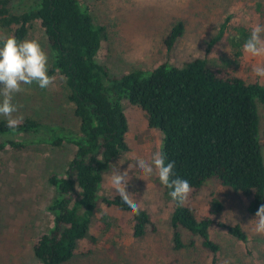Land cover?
<instances>
[{
	"label": "trees",
	"instance_id": "trees-1",
	"mask_svg": "<svg viewBox=\"0 0 264 264\" xmlns=\"http://www.w3.org/2000/svg\"><path fill=\"white\" fill-rule=\"evenodd\" d=\"M11 2L0 0V27L23 41L32 23L40 21L53 52L49 75H62L79 120L77 131L54 127L34 117L25 118L16 129H9L7 120L0 121V133L46 129L51 132L48 142L52 145L70 142L75 146L74 157L64 174L53 173L49 177L57 188V196L50 205L55 223L33 245L38 264H62L71 259L80 240L88 236L102 201L108 207L117 206L133 214L136 236L146 232L151 222L146 210L140 208L139 214H135L119 195L100 198L99 194L104 170L129 148V122L121 103L124 98L141 107L149 125L163 133L160 151L166 155V162H175V174L190 183L191 192L216 180L244 197L250 212L256 213L264 204L259 112L260 104H264V84L230 76L222 67L211 68L201 57L183 65L163 62L152 69L138 68L121 76L112 75L97 60L107 37L106 28L95 22L80 0H32L23 12H13ZM256 9L263 12L261 3H257ZM229 20L230 16L208 50L228 31ZM234 30L236 33L228 39L239 57L251 31L244 25H237ZM182 33L183 24L178 23L167 39L170 49ZM7 145L22 147L14 140L1 147ZM165 188L169 195L170 189ZM171 202L175 244L184 245L181 229L199 237L212 254L211 264H218L221 252V245L212 236V226H225L236 238L248 239L240 224L222 220L223 204L218 198L211 200L209 214L202 217L186 203L180 206L172 198ZM101 220L104 230H109V215L103 214Z\"/></svg>",
	"mask_w": 264,
	"mask_h": 264
},
{
	"label": "rangeland",
	"instance_id": "rangeland-1",
	"mask_svg": "<svg viewBox=\"0 0 264 264\" xmlns=\"http://www.w3.org/2000/svg\"><path fill=\"white\" fill-rule=\"evenodd\" d=\"M92 13L97 24L106 28L97 60L105 64L112 75L121 76L133 69H152L163 62L183 65L195 58H206L211 68L222 67L230 76L264 84V79L252 72L253 65L264 66V57H251L242 49L237 57L229 43L234 27L264 25V0H80ZM32 0H12L13 12H23ZM261 3L263 12L256 9ZM230 16L229 29L211 45L221 25ZM183 24V33L170 49L167 39L172 29ZM0 35L9 36L2 27ZM37 40L48 55L52 67L53 52L39 20L32 23L24 39ZM47 89L37 84L23 85L24 91L14 94L13 104L19 106L14 116L34 117L40 122L63 126L75 131L79 120L74 104L68 98L64 79L59 73ZM129 122L128 150L111 165L129 170L127 190L135 195L139 207L146 210L150 223L146 232L136 236L131 212L108 207L104 201L92 218L88 236L80 240L74 256L62 264H211L212 254L201 239L181 229L184 245L177 246L170 222L171 198L158 177H145L136 166L137 158L151 160L161 150L163 133L148 123L145 111L126 98L121 101ZM261 140L264 152V104L259 106ZM6 120L0 116V121ZM22 120V121H23ZM46 129L27 133H0V264H38L33 245L42 232L55 223L50 209L57 188L49 180L51 174H64L73 159L75 146L48 142ZM9 140L22 143L13 148L1 144ZM103 172L100 198L118 195L110 183L112 167ZM218 198L223 204L222 220L238 223L247 233L242 241L227 227H211L213 238L221 245L218 264H264V235L253 232L248 224L255 213L248 210L247 201L231 187L210 180L197 192H190L185 203L198 217L209 214L210 202ZM109 215L111 226L104 230L101 220ZM194 240V244L191 241Z\"/></svg>",
	"mask_w": 264,
	"mask_h": 264
},
{
	"label": "clouds",
	"instance_id": "clouds-1",
	"mask_svg": "<svg viewBox=\"0 0 264 264\" xmlns=\"http://www.w3.org/2000/svg\"><path fill=\"white\" fill-rule=\"evenodd\" d=\"M242 51L251 57H264V25L253 26L249 38L242 45ZM252 72L264 79V66L253 65ZM54 81L55 77L49 75L48 55L37 40L26 38L18 41L11 35L0 37V116L6 118L9 129H16L23 120L22 115H13L19 111V106L12 102L14 94L23 92V85L35 83L41 89H47ZM166 161V155L156 151L150 162L137 158L136 166L145 177L155 174L161 184L170 189L172 200L182 206L191 192V185L175 174L174 161ZM123 163L120 160L118 165H111L110 183L131 211L139 214L140 207L135 195L127 190L129 170L133 165L121 171L120 165ZM248 224L253 226L254 233L264 235V204L260 205L255 218Z\"/></svg>",
	"mask_w": 264,
	"mask_h": 264
}]
</instances>
